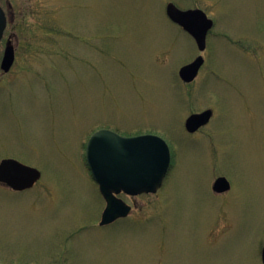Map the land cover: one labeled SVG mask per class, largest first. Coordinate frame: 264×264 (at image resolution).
I'll return each instance as SVG.
<instances>
[{
  "label": "rangeland",
  "instance_id": "obj_1",
  "mask_svg": "<svg viewBox=\"0 0 264 264\" xmlns=\"http://www.w3.org/2000/svg\"><path fill=\"white\" fill-rule=\"evenodd\" d=\"M201 9L204 52L165 13ZM15 49L0 68V161L41 172L0 184V264H263L264 0H0ZM201 55L191 84L179 69ZM211 109L189 134L188 116ZM152 134L170 167L130 215L100 227L105 201L85 161L90 136ZM218 177L231 184L217 194Z\"/></svg>",
  "mask_w": 264,
  "mask_h": 264
},
{
  "label": "water",
  "instance_id": "obj_2",
  "mask_svg": "<svg viewBox=\"0 0 264 264\" xmlns=\"http://www.w3.org/2000/svg\"><path fill=\"white\" fill-rule=\"evenodd\" d=\"M165 13L168 19L179 26L195 41L199 52L206 49L209 31L213 21L201 9L181 10L173 3H167ZM7 25V17L0 7V46ZM15 60L14 46L6 43L0 68L10 71ZM204 59L201 55L182 66L178 71L180 80L192 83ZM213 112L211 109L194 113L184 123L188 133H194L206 126ZM86 164L92 178L105 201L99 226H108L119 219L129 216L132 208L119 195L139 196L155 194L163 186L167 176L171 154L167 143L159 136L144 134L132 137L121 136L111 130L101 129L89 138L85 149ZM41 179V172L13 158L0 161V184L9 189L22 192L31 189ZM230 182L225 177H218L212 190L217 194L229 191ZM264 263V248L261 250Z\"/></svg>",
  "mask_w": 264,
  "mask_h": 264
}]
</instances>
